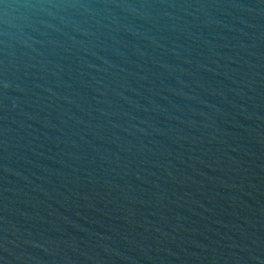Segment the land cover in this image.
<instances>
[{"label":"water","instance_id":"water-1","mask_svg":"<svg viewBox=\"0 0 264 264\" xmlns=\"http://www.w3.org/2000/svg\"><path fill=\"white\" fill-rule=\"evenodd\" d=\"M0 264H264V0H0Z\"/></svg>","mask_w":264,"mask_h":264}]
</instances>
